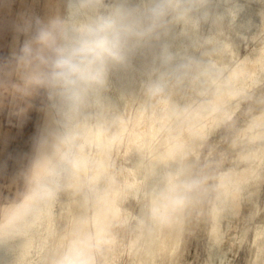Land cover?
<instances>
[{"label":"rangeland","instance_id":"1","mask_svg":"<svg viewBox=\"0 0 264 264\" xmlns=\"http://www.w3.org/2000/svg\"><path fill=\"white\" fill-rule=\"evenodd\" d=\"M102 1L104 8L93 0L91 11L85 13L73 12L64 0H0V221L5 207L19 203L30 185H36L35 162L46 113H53L57 129L52 137L57 140V156L49 164V175L45 171V178L35 188V196L42 198L33 210L38 216L33 215V225L21 220L24 230L7 238L6 245L11 246L0 249V264H61L69 250L83 253L89 264H139L148 233L159 222L162 233L154 240L162 239L164 224L174 209L169 208L161 218L159 210H154L157 194L152 183L161 175L149 164L140 171L133 166L139 173H147L138 175L141 188L137 194L123 202L125 213L114 208L125 195L120 190V165L131 164L126 157L138 154L135 149L121 157L134 129L142 135L140 151L145 161L164 150L166 134L195 138L189 155L199 205L189 214L193 225L179 231L178 247L160 251L158 264H264V121H254L258 111L264 114V67L253 73L241 71L250 66V55L258 57L264 49V6L258 0H141L150 16V11L158 14L157 22L163 28H192L203 37L222 29L218 35L239 40L237 54H231L225 63L209 54L212 67L219 70L212 80L195 87L182 82L186 106L180 116L170 120L164 118L165 110L177 85L170 83L173 76L165 80L157 68L142 74L151 78L149 85L131 82L126 109L116 87L122 83L114 79L113 61L108 66L112 81L87 87L85 96L80 93L76 112L72 94L61 85L59 101L54 104L49 98L51 53L36 42L37 22L48 25L60 20L67 27L82 28L85 25L80 21L93 24L100 14L114 20L110 7L116 0ZM158 24L152 26L153 31ZM25 46L30 54L24 52ZM204 51L193 54L198 57ZM154 108L158 117L152 119ZM110 133H116L111 148L99 145V137ZM82 149L88 152L85 160ZM63 156L69 160L71 177L62 167ZM248 164L258 174V181L250 186L255 191L237 186L227 192L222 174L228 177L229 168L247 169ZM143 192L146 205L138 212L136 205ZM138 217L142 223L135 228ZM29 228L36 231L28 232Z\"/></svg>","mask_w":264,"mask_h":264},{"label":"bare ground","instance_id":"2","mask_svg":"<svg viewBox=\"0 0 264 264\" xmlns=\"http://www.w3.org/2000/svg\"><path fill=\"white\" fill-rule=\"evenodd\" d=\"M58 1L63 2V0ZM258 1L264 6V0ZM91 2H93V0H64V3L73 8V12L77 9L85 13L91 11ZM139 2H141V0ZM99 3L102 4L104 8L105 5L103 1L99 0ZM141 4L142 2L138 4L134 3V1L133 4H131V0H116L110 7L114 12V20L117 21V23L124 25L130 32L122 49L121 57L114 60L112 64V66H115L114 70L116 69L114 79L122 83V85H117L116 87L124 100L123 104L125 108L127 99H129L127 89L128 87L131 88V82L139 81L149 85L148 81H152L149 76H142V74L146 72V69L157 68L162 73L160 75H164L165 80L173 76L174 79L170 80V83L172 86L176 83L177 86L172 90V95L167 100L169 103V106L165 110L167 112V117L164 116V118L173 120L181 115L182 110L186 106L185 101H187V98L183 91L182 82L187 81L190 84L188 86L195 87L199 82L212 80V76H217L219 70L212 67L211 61L208 59L209 54L215 56L217 61L222 60V62L225 63L227 59L231 58V54H237L239 40L236 38H233V40H226L224 36L218 35L223 32L222 29L217 30L218 34L209 32V34L203 37L196 32L194 33L192 28H182L178 26L173 28H163L161 23L158 24L157 22L156 17L158 14L155 12L153 14V12L150 11V16L149 11L147 12ZM203 13L209 14L208 10L203 11ZM101 18H103V16L100 14L98 20ZM80 22L85 26L87 25V22ZM155 24H158V26L156 31H153L154 28L152 26H155ZM226 46L231 47L229 50H226ZM182 48H187L188 52L179 53L178 51ZM199 49H204L205 53L198 57L194 56L193 53ZM134 52H136L135 55ZM250 57L251 59L247 63V65L250 66L242 68V72L250 70V72L253 73L254 69L259 70L264 67V49L262 50V54L258 55V57L255 54L250 55ZM131 58L134 59L131 60ZM108 66H110V64ZM109 73V68H107L104 83L112 81L109 77ZM59 87L60 84L53 81L50 91L48 90V95H50L49 98L52 99L54 104H56L61 98ZM218 88L219 86L216 87V89ZM238 89L236 88L235 91ZM80 93L85 96L86 88L72 94V101L74 102L72 105L73 112H76L77 110L78 100L81 98ZM97 93V98L100 102L102 93L99 89ZM142 105H144V101L140 103L139 107H142ZM202 107H205V105L202 104ZM151 113L152 119L158 117V112L155 108L152 109ZM257 113L258 114H255L254 116V121L256 123L264 121V114H261L263 112L258 111ZM52 118L53 113H46L41 124L40 153L35 162L37 171L36 185L45 178L46 175H49L47 174L49 164L52 159L57 156L54 153V144L57 140L52 138L54 134H56L57 129L52 123ZM79 123L77 122L76 127L80 126ZM152 127H154L153 124ZM116 133H110L99 137V145H103L104 147L108 145V148L110 149ZM133 133L135 135L127 140L126 146L124 150H122V152L125 153L121 152V157L125 156L130 150L135 149L138 154L133 157H126V160H130L131 164L120 165V168L122 169L120 190L122 191V189H124L123 192L125 195L119 203L114 204V208L121 213H125L124 211L126 209L123 207V202L126 201V198L129 195L135 196L137 191L141 188L138 176L141 173H139V171L145 167V164H149L150 167L156 168L157 173L160 174L161 177L152 183V189L156 190L157 194V199L153 202V204H155L154 210H159L160 218L167 216L166 213L169 208H173L174 213L169 216V219L164 224L165 229L163 232L165 235L163 234L162 239L154 240L156 236L162 233V231H159V227L162 225L161 223H157L155 231L151 232L150 230V233H148L145 239V247L140 253L138 263L158 264L160 263L158 261L160 251H172L178 247L180 241L178 239L179 231L181 228H190L193 225L192 221L189 219V214L193 207L199 205L193 174L194 162L189 155V150L194 145L195 138L191 134H166L165 139L167 145L164 150H158L156 153L151 154L148 160L145 161L144 155L141 154L140 151L143 143L142 135L138 132V129H134ZM170 136L173 140H171ZM101 138H103L104 141L106 139V141L102 143ZM105 151L106 153L104 155H107V150ZM81 156L83 160L87 159V150L82 149ZM61 161L63 163L62 167L66 170L67 176L71 177V167L70 163H68L69 160L67 156L61 157ZM133 166L137 167L139 171L135 170ZM148 170L149 167L146 171ZM44 172L46 175L43 174ZM146 173L147 172H142L141 175L146 176ZM228 175V177H225L226 174L223 173L221 176L222 179L226 180L225 185L227 192H230L232 188H237V186H241V189L245 190L246 188H249L247 189L249 192L255 191V188H250V186L258 181V174L255 171V167H252L250 164H248L247 169L229 168ZM52 179H54V177H52ZM36 185L33 184V197L36 193ZM53 189L50 192V196L54 193ZM143 195L144 192L137 201V209H135L138 212H143L146 205ZM168 196L170 199L167 198ZM37 212L38 211H35L33 215ZM37 216L38 213L36 214V218ZM141 223L142 218L138 217L133 225L135 228H139Z\"/></svg>","mask_w":264,"mask_h":264},{"label":"clouds","instance_id":"3","mask_svg":"<svg viewBox=\"0 0 264 264\" xmlns=\"http://www.w3.org/2000/svg\"><path fill=\"white\" fill-rule=\"evenodd\" d=\"M37 44L47 49L53 81L69 94L104 83L111 61L121 57L130 32L122 24L110 18H101L82 28L67 27L60 20L43 25L39 21ZM24 52L31 53L25 46ZM61 264H89L87 257L76 250H69Z\"/></svg>","mask_w":264,"mask_h":264},{"label":"crops","instance_id":"4","mask_svg":"<svg viewBox=\"0 0 264 264\" xmlns=\"http://www.w3.org/2000/svg\"><path fill=\"white\" fill-rule=\"evenodd\" d=\"M41 200L42 198H37V196L33 197V184H31L28 193L19 203L5 207L0 221V249H7L10 247L11 245H6V242H9L8 239L11 238L12 235L24 230L20 225L21 220L23 222L22 224H25L28 220V223L33 225V210L37 202ZM27 231L32 233L36 230L29 228ZM13 238H16V236H13ZM17 238H19V236ZM17 246L19 245L13 247L16 248Z\"/></svg>","mask_w":264,"mask_h":264}]
</instances>
